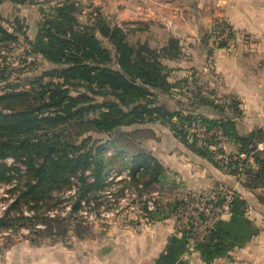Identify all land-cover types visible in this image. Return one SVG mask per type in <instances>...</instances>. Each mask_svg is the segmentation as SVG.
<instances>
[{"label": "trees", "instance_id": "16d2710c", "mask_svg": "<svg viewBox=\"0 0 264 264\" xmlns=\"http://www.w3.org/2000/svg\"><path fill=\"white\" fill-rule=\"evenodd\" d=\"M83 6L63 0L49 13L39 9L40 41L31 45V57H41L50 68L34 81L36 88L33 83L32 89L21 91L18 86H8L0 95V103L6 102L0 109V180L20 178L16 188L20 193L0 219V228L13 224L15 217H10V212L23 203L37 217L43 205L47 209L54 206L51 201L57 193L75 192L73 213L84 200L90 202L110 183V173L115 171L110 165L112 158L105 152L108 145L115 149L113 157L121 160L119 171H128V177L121 180V192L128 185L147 188L161 183L167 178L168 169L151 150L134 143L137 130H123L158 121L159 117L168 121L176 117L181 123L200 118L209 125L221 126L238 150L236 160L220 167L238 178L243 175L245 178L239 181L244 188L263 189L264 149L259 148L264 141L263 130L243 135L234 116L224 114L209 119L194 115L195 109L209 104L222 109L221 104L206 101L200 89L192 106L178 97L177 82L172 81L171 70L164 61L183 57L181 40L172 37L160 48L131 41L124 27L106 17L101 7L96 8L91 20L83 17ZM22 30L23 25L16 20L11 39L17 40ZM0 33L8 34L1 26ZM46 77L49 81H44ZM176 132L191 152L214 160L215 151L209 145H190L186 134ZM93 134L106 138H94ZM242 153L247 155L245 159L240 157ZM7 159L13 160V166ZM148 208L146 205L145 210ZM147 212L152 218L159 214ZM29 221L33 224V219ZM44 223L47 229L36 234L63 237L66 233L62 220L51 217Z\"/></svg>", "mask_w": 264, "mask_h": 264}, {"label": "rangeland", "instance_id": "374dc122", "mask_svg": "<svg viewBox=\"0 0 264 264\" xmlns=\"http://www.w3.org/2000/svg\"><path fill=\"white\" fill-rule=\"evenodd\" d=\"M29 1L33 3L0 0V26L8 33H0V95L4 94L8 86H18V91H21L32 89L33 83L36 88L34 81H38V76L50 68L41 57H31V45L40 41L42 18L39 9L43 8L49 13L57 2L63 0ZM71 1L84 5L83 17L87 19L93 20L92 15L97 7H101L104 13L103 7L97 4L98 0ZM18 5H27L28 22H33L35 28L39 21V33L35 40L29 39L31 44L26 43L23 33L29 37L35 31H30L31 26L27 25L20 11H16L18 16H15ZM222 6L220 0H209L211 15L221 12ZM16 20L23 25V33L17 35V40H13L11 35ZM213 21L208 29V45L229 46L235 38L233 24L223 19ZM199 74H196L198 81L202 76ZM178 79L177 95L180 99H189L186 92L192 96L197 94V89L189 88L188 76L182 74ZM44 81H49V77ZM200 91L203 97L208 98L207 94L201 89ZM189 102L192 106L193 102ZM5 105L6 102L0 103V109ZM215 114L235 116V113ZM194 115L216 119L211 113ZM178 122L176 117L172 121L159 117L158 121L125 127L123 130H137L134 143L147 149L153 144L156 148L154 150H157L160 148L158 141L156 142L157 135L162 138L169 135L179 139V133L173 129ZM240 133L248 134L242 131ZM93 137L105 139L106 135L93 134ZM184 137L190 145H209L215 151L214 160H206L223 172L225 178L222 181H216L209 187L201 185L194 171L200 167L193 166L190 162L192 166L186 165L184 174L166 167L167 178L161 183L147 188L128 185L121 192V180L128 177V171H119L121 160L113 157L115 149L108 145L105 152L112 158L110 165L115 169L110 173V183L95 198L90 199V202L84 200L78 211L72 212L75 192L71 191L55 194L54 201H51L54 206L47 209L43 205L38 209L37 217L25 203L19 209L11 210L10 217H15L13 224L9 228H0V264H15L14 257L21 255H33L38 259L48 256L50 260L61 264H232L235 262L232 252L248 246L249 243L253 244L252 250L256 254L254 263L264 264V244L260 243L264 241V223L260 222L264 219V203L260 202L264 200V187L255 191L249 190L252 194H247V197L240 196L239 188L248 191L239 181L245 177L241 175L238 178L226 172L217 159L221 152L236 156L237 144L231 137L229 142L221 146L203 138L192 141L187 136ZM160 149L166 152V146ZM242 154L244 156L240 157L245 159L247 155ZM177 159H181L180 155H177ZM6 162L13 166L12 159H7ZM18 181V176L11 180H0V219L5 217L9 205L20 193L16 191ZM214 191L218 193L213 194ZM145 204L149 207L148 210H145ZM147 211H157L159 214L152 218ZM51 217L62 220L63 223L60 224L66 229L63 237L36 234L38 230L47 229L44 221ZM29 218L33 219V224Z\"/></svg>", "mask_w": 264, "mask_h": 264}, {"label": "crops", "instance_id": "0c3cea01", "mask_svg": "<svg viewBox=\"0 0 264 264\" xmlns=\"http://www.w3.org/2000/svg\"><path fill=\"white\" fill-rule=\"evenodd\" d=\"M98 1L105 16L124 27L131 41H144L160 48L172 37L181 40L183 57L164 61L171 70L172 81L179 80L182 74L188 76L189 88H200L208 95L206 101L222 107L217 110L209 104L195 109V113H211L213 118L221 116L215 113H235V120L243 133L257 129L264 132V0H220L223 3L221 12L212 15L209 0ZM27 9V5H18L15 12L20 11L27 25L30 24V31L34 29L36 32L28 35L33 41L39 33V21L36 28L33 22L29 23ZM15 16H18L17 12ZM218 19L228 20L235 28V38L227 47L208 45V29L213 20ZM196 74H202L200 81ZM186 93L189 99L185 98V102H194V96ZM231 104L234 106L230 107ZM157 136L158 147L166 146V152L160 148L154 150L153 144L148 149L171 171L184 174L186 165L191 162L193 166L199 165L200 168L194 169L195 176L205 187L225 178L220 169L191 152L179 139L169 135L166 138ZM259 145L264 149V141ZM177 155L181 159H177ZM249 161L252 163L253 159ZM238 194L247 197L252 192L239 188ZM260 222L264 223V219ZM260 243L264 244V241ZM252 247L253 244L249 243L232 252L235 256L232 264H255L256 254ZM14 258L15 264H61L48 256L38 259L33 255H21Z\"/></svg>", "mask_w": 264, "mask_h": 264}, {"label": "built area", "instance_id": "2783aa9c", "mask_svg": "<svg viewBox=\"0 0 264 264\" xmlns=\"http://www.w3.org/2000/svg\"><path fill=\"white\" fill-rule=\"evenodd\" d=\"M176 127L177 131L185 133L189 140L192 141L203 138L206 140H211L214 144L221 146L225 145L230 140L229 136L225 133L221 126L209 125L200 118L183 123L178 122ZM240 156L243 157L244 154H241ZM217 159L222 165L228 166L232 161L236 160L237 157L228 156L226 153L221 152L217 155ZM217 193L218 191H214L213 194Z\"/></svg>", "mask_w": 264, "mask_h": 264}, {"label": "water", "instance_id": "95a60500", "mask_svg": "<svg viewBox=\"0 0 264 264\" xmlns=\"http://www.w3.org/2000/svg\"><path fill=\"white\" fill-rule=\"evenodd\" d=\"M106 250H107V248L104 249V251H106Z\"/></svg>", "mask_w": 264, "mask_h": 264}]
</instances>
